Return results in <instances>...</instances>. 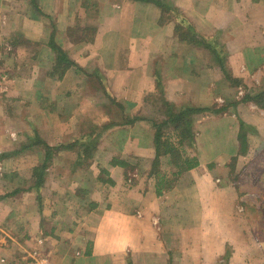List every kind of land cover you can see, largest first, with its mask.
<instances>
[{"label": "crops", "instance_id": "obj_1", "mask_svg": "<svg viewBox=\"0 0 264 264\" xmlns=\"http://www.w3.org/2000/svg\"><path fill=\"white\" fill-rule=\"evenodd\" d=\"M0 264H264V0H0Z\"/></svg>", "mask_w": 264, "mask_h": 264}, {"label": "trees", "instance_id": "obj_2", "mask_svg": "<svg viewBox=\"0 0 264 264\" xmlns=\"http://www.w3.org/2000/svg\"><path fill=\"white\" fill-rule=\"evenodd\" d=\"M187 136H189V129L185 128L184 129V134H182V137L185 138ZM155 141H156L157 150L159 151V146H161L160 145L161 144V133L159 131H157V133L155 135ZM179 142H181V141H179ZM162 144L165 145V146H168L164 150L165 154H170L171 155L172 154V149L171 148L173 146L171 144L167 145L165 142H163ZM196 163H197V160H196L195 157H187L185 159V164H187L188 168L195 166ZM183 165H184V160H183ZM183 165H182V167H183Z\"/></svg>", "mask_w": 264, "mask_h": 264}, {"label": "rangeland", "instance_id": "obj_3", "mask_svg": "<svg viewBox=\"0 0 264 264\" xmlns=\"http://www.w3.org/2000/svg\"><path fill=\"white\" fill-rule=\"evenodd\" d=\"M149 99H150V101L152 99L151 106L153 104V111H154V113L156 111L158 116L161 115V113L164 111V108L161 105V103L159 102V95H158V93L155 92L153 95L150 96Z\"/></svg>", "mask_w": 264, "mask_h": 264}]
</instances>
